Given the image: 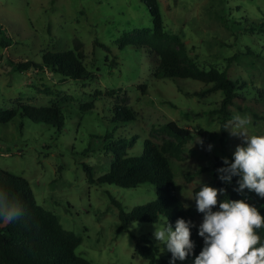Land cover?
Segmentation results:
<instances>
[{"label":"rangeland","instance_id":"1","mask_svg":"<svg viewBox=\"0 0 264 264\" xmlns=\"http://www.w3.org/2000/svg\"><path fill=\"white\" fill-rule=\"evenodd\" d=\"M160 6L166 29L182 36L200 68L227 70L236 81L230 115L220 111L222 90L202 95L208 85L201 80L156 77L151 55L120 46L125 31L153 27L144 0H0V108L58 104L66 114L62 130L20 114L0 123V166L31 181L38 201L83 237L78 254L95 264H147L137 244L148 237L158 244L153 225L167 221L161 215L155 222L132 220L129 229L120 225L112 196L130 210L157 196L153 183L126 187L89 181L84 163L93 166L96 177L113 163L114 154L104 147L108 131L137 135L129 152L139 154L146 137L158 143L175 139L163 128L171 120L193 129L180 157L170 160L178 194L198 226L203 214L192 200L194 188L213 178L216 156L230 160L242 143L220 130L222 120L249 114V135H264V0H160ZM68 48L84 51L92 80L66 79L35 66L20 71L12 62L41 61L44 51ZM123 97L137 119L120 124L112 118ZM201 167L205 170L189 181L188 174ZM159 247V257L170 253L161 252L163 243Z\"/></svg>","mask_w":264,"mask_h":264},{"label":"trees","instance_id":"2","mask_svg":"<svg viewBox=\"0 0 264 264\" xmlns=\"http://www.w3.org/2000/svg\"><path fill=\"white\" fill-rule=\"evenodd\" d=\"M152 18L153 27H137L125 31L119 39L123 48L132 46L144 49L153 57L154 75L156 77L194 78L201 80L208 87L200 94L222 90L225 94L220 111L226 116L230 115L229 105L237 97L236 81L227 70L219 68H200L188 53L185 40L178 33L166 29L160 0H144ZM109 47L107 44H103ZM84 51L79 48H68L59 51H44L42 60L14 61L15 67L26 71L32 66L48 68L53 72L79 81H89L95 76L84 63ZM145 87V85H141ZM25 116L36 122L52 124L62 130L66 124V114L62 106L34 105L21 103L16 106L0 108V123L7 124L17 115ZM116 123H127L137 119L136 112L127 104V98L115 107L114 117ZM226 119L222 120V128ZM163 128L175 139H165L162 143L150 137L144 139L143 150L139 154H130L129 148L137 142V135L116 136L114 131L105 135L104 147L114 154L111 168L96 177L94 168L84 163V169L90 182L115 183L131 187L141 183L151 182L155 185L157 196L145 203L136 204L130 210L124 208L123 203L112 196L113 203L119 208L120 225L129 229L132 220L155 222L161 215H165L175 229L178 218L192 221L184 201L178 194L176 173L172 167L170 156L180 157L184 146L193 134V129L171 120ZM225 131V130H224ZM221 156L214 160V176L203 182L211 187L226 189L225 195L219 199L244 200L255 206L264 216V199L254 191L244 190L238 194L233 189L237 187L238 177H233L230 184L218 178L216 169L223 167ZM232 159V158H231ZM230 159V160H231ZM205 170L201 167L190 172L187 179L191 181L196 174ZM202 183L194 188V194L199 191ZM0 190L7 191L10 197L15 198L22 205L23 214L16 220L5 223L0 219V264H95L87 257L78 254L77 247L83 237L76 231L66 228L59 216L46 208L37 199L31 181L20 174H16L0 166ZM219 210L218 205L213 208ZM191 228V240L195 243L193 253L188 257L199 255L203 247V239L198 236V225ZM261 242L264 243V228L258 230ZM137 249L148 259L147 264H170L172 254L160 256V247L151 238L138 242ZM176 264V262H175Z\"/></svg>","mask_w":264,"mask_h":264},{"label":"clouds","instance_id":"3","mask_svg":"<svg viewBox=\"0 0 264 264\" xmlns=\"http://www.w3.org/2000/svg\"><path fill=\"white\" fill-rule=\"evenodd\" d=\"M252 124L249 114L234 113L220 130H227L231 135L241 138L232 159L222 157L223 167L216 169L219 180L230 184L233 177H238L233 190L242 194L245 189L254 191L264 199V135H249ZM218 130V131H220ZM203 145V140L198 142ZM208 145V150L212 149ZM226 189L211 187L202 183L194 194L196 210L203 214L198 226V236L203 239V247L195 257L194 264H264V243L258 230L264 228V216L255 206L244 200L219 199ZM218 205L219 210L213 211ZM187 207V206H186ZM23 214L22 205L7 191L0 190V219L10 223ZM133 226H138L133 222ZM190 220L178 218L175 229L168 220L162 227L153 225V236L158 245L163 243L172 256L170 264L176 260H185L193 253L194 241L191 240Z\"/></svg>","mask_w":264,"mask_h":264}]
</instances>
